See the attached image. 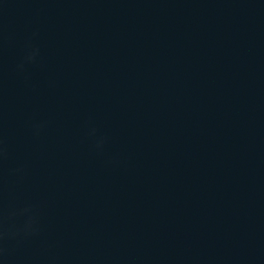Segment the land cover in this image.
Listing matches in <instances>:
<instances>
[{
  "label": "water",
  "instance_id": "obj_1",
  "mask_svg": "<svg viewBox=\"0 0 264 264\" xmlns=\"http://www.w3.org/2000/svg\"><path fill=\"white\" fill-rule=\"evenodd\" d=\"M0 150V264H264V0H0Z\"/></svg>",
  "mask_w": 264,
  "mask_h": 264
},
{
  "label": "clouds",
  "instance_id": "obj_2",
  "mask_svg": "<svg viewBox=\"0 0 264 264\" xmlns=\"http://www.w3.org/2000/svg\"><path fill=\"white\" fill-rule=\"evenodd\" d=\"M32 58H33V56L29 55V57L27 59L31 60ZM20 67H22V65ZM101 143H102V141L97 144V147H99ZM2 155H3V152H2V150H0V156H2ZM35 223H36L35 218L34 217L30 218V220L28 221V223L25 227V231L28 233L35 231V229L33 227V225ZM14 235H15V233L10 232L9 230H0V245H2V241L5 239L6 236H14ZM3 251H4L3 247L0 246V253H2Z\"/></svg>",
  "mask_w": 264,
  "mask_h": 264
}]
</instances>
